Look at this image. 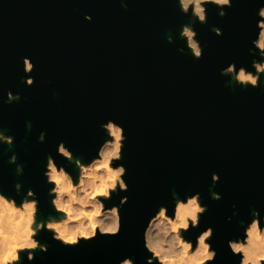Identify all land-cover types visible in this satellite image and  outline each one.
Returning a JSON list of instances; mask_svg holds the SVG:
<instances>
[{
  "label": "water",
  "instance_id": "1",
  "mask_svg": "<svg viewBox=\"0 0 264 264\" xmlns=\"http://www.w3.org/2000/svg\"><path fill=\"white\" fill-rule=\"evenodd\" d=\"M205 7L208 22L197 20L194 29L204 57L196 60L180 38L195 18L178 0H0V130L14 138L11 147L0 143L4 194L20 203L31 189L39 220L58 217L44 175L48 157L78 177L59 144L88 164L109 139L101 125L114 121L127 137L120 163L129 191L106 202L120 207L121 234L68 248L45 230L37 239L48 253L37 252L33 262L25 255L24 264H147L150 219L161 206L172 216L174 196L197 193L208 211L186 238L195 242L211 227L216 264H240L228 241L243 237L241 222L250 223L253 211L264 222V77L260 88L245 89L221 72L232 63L255 72L252 62H264L252 43L264 0H233L224 17ZM25 58L35 65L32 87ZM9 92L20 101L9 104ZM13 155L23 175L9 163Z\"/></svg>",
  "mask_w": 264,
  "mask_h": 264
},
{
  "label": "clouds",
  "instance_id": "2",
  "mask_svg": "<svg viewBox=\"0 0 264 264\" xmlns=\"http://www.w3.org/2000/svg\"><path fill=\"white\" fill-rule=\"evenodd\" d=\"M184 15L193 16L195 19L182 27L181 40H185L187 48L196 60L204 57V49L197 39L195 31L196 21L202 25L207 24V8L205 5H214L221 9L219 16L224 17L233 6V0H178ZM259 29L258 38L252 43L264 57V8L258 11ZM88 21L91 16H86ZM217 36L223 32L218 28L212 29ZM169 43L174 40L171 36ZM181 52L184 49H180ZM255 55L253 51L251 53ZM24 70L29 74L26 84L29 87L35 85V79L31 74L35 65L31 59L25 58ZM252 67L255 72L245 67L237 70L235 63L223 69L221 75L231 79L241 87L249 86L258 89L261 86V78L264 77V62L253 61ZM20 96L8 93V103H18ZM107 133V139L100 147L98 156L88 164L76 159L73 153L60 143L58 155L65 158L69 163L75 161L79 169L78 177L74 178L63 166H58L55 159L48 157L46 172L44 173L47 183L53 187L49 195L54 197L51 204L56 213L62 219L49 218L45 223L39 220L40 203L36 193L28 190L27 195L17 202L15 198L4 194L3 185L0 184V264H24L25 255L29 262L36 259L37 252L48 253L47 245H41L37 239L45 230L52 234L56 242L68 248L80 247L81 243L90 244L99 236L117 237L122 231V216L120 207L108 208L106 202L111 201L121 192H128L129 186L125 180L127 168L120 163L124 158V146L127 140L125 130L114 121H108L101 125ZM28 130H32L31 123ZM46 134L41 133L40 143H44ZM0 143L11 147L14 138L4 134L0 130ZM9 163L17 165L16 172L23 175L24 168L17 164V156L13 155ZM213 184L220 182V176L214 174ZM22 185H16L19 194ZM213 199L220 201L222 197L213 192ZM174 213L168 214V208L161 206L158 212L150 219L144 232V246L150 254L147 264H216L218 253L213 249L210 241L214 238V229L208 227L201 232L195 242L186 238L193 229H199L201 218L208 209L202 205L201 197L197 193L185 200L174 196ZM128 204V197L120 199V205ZM253 219L250 223L241 226L244 235L239 239L229 240L228 247L234 256H240V264H264V222L260 213L253 211ZM120 264H134L133 259H123Z\"/></svg>",
  "mask_w": 264,
  "mask_h": 264
},
{
  "label": "bare ground",
  "instance_id": "3",
  "mask_svg": "<svg viewBox=\"0 0 264 264\" xmlns=\"http://www.w3.org/2000/svg\"><path fill=\"white\" fill-rule=\"evenodd\" d=\"M76 159H80V158H76ZM81 160V159H80ZM74 166H75V169L78 171V173H79V169H78V167L76 166V164H75V161H73V162H71ZM54 199V198H53ZM52 201V200H51ZM186 201V200H185ZM53 206V205H52ZM54 208V207H53ZM51 218H55V219H57V220H59V219H62V217L59 215L58 217H55V216H53V217H51ZM47 222V221H46ZM45 222V223H46Z\"/></svg>",
  "mask_w": 264,
  "mask_h": 264
},
{
  "label": "rangeland",
  "instance_id": "4",
  "mask_svg": "<svg viewBox=\"0 0 264 264\" xmlns=\"http://www.w3.org/2000/svg\"><path fill=\"white\" fill-rule=\"evenodd\" d=\"M232 80V79H231ZM234 82V81H233ZM49 219H47L46 221H48ZM40 221H42V220H40ZM46 221H43V222H46Z\"/></svg>",
  "mask_w": 264,
  "mask_h": 264
}]
</instances>
